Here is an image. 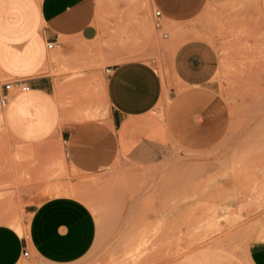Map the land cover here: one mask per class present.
Instances as JSON below:
<instances>
[{
  "label": "rangeland",
  "instance_id": "obj_1",
  "mask_svg": "<svg viewBox=\"0 0 264 264\" xmlns=\"http://www.w3.org/2000/svg\"><path fill=\"white\" fill-rule=\"evenodd\" d=\"M95 2L100 50L97 52L93 44L92 49L71 60L53 58L57 67L52 72L61 80L66 104H70L69 98L82 101L75 118L102 121L104 114L97 113L103 106V69L106 64L130 59L153 64L165 80L162 111L170 103V88L180 89L171 79L172 54L183 41L201 38L218 56L217 70L203 88L209 94L203 106L209 104L217 115L216 140L207 150L199 151L171 142L148 166L128 164L132 161L115 156L102 176L69 175L62 141L50 144L42 154L17 143L6 132L4 107L0 105V224L8 225L2 219L13 217L21 222V231L24 229L28 215L23 212L22 196L41 201L67 191L82 194L81 200L95 217L97 232L91 249L71 264H122L124 258L140 255L126 252L128 235H122L124 216L132 211L162 216L184 206L189 216L199 213L196 223L189 224V234L167 236L163 242L167 250L160 251L158 260L141 262L148 253L143 252L137 264L170 262L172 256L195 245L209 244L213 234L222 229L214 221L222 220L230 228L246 222L248 233L264 226L262 221L253 222L256 212L264 211V0ZM166 2L170 8L164 6ZM92 69L98 71L85 79V72ZM5 81L0 78V85ZM73 88L78 89L71 91ZM62 177L76 180L47 185ZM182 179L190 181L186 184ZM219 183L224 185L219 194L227 196V204L206 198ZM186 190L189 199L184 196ZM144 195L147 201L139 202ZM197 195L199 203L186 202ZM231 200L235 208H231ZM18 264L43 263L30 254Z\"/></svg>",
  "mask_w": 264,
  "mask_h": 264
},
{
  "label": "crops",
  "instance_id": "obj_2",
  "mask_svg": "<svg viewBox=\"0 0 264 264\" xmlns=\"http://www.w3.org/2000/svg\"><path fill=\"white\" fill-rule=\"evenodd\" d=\"M164 6L169 7L168 2ZM95 15V0H0V78L21 80L29 86L28 91L12 93L4 106L8 135L40 154L61 140L69 175L102 176L115 156L131 160L128 164L148 166L171 142L190 150H207L216 140L217 115L209 104L203 106L209 97L203 88L217 70L218 56L201 38L183 41L172 54L171 79L180 89L170 88V103L162 111L165 80L153 64L130 59L106 64L103 69V106L97 113L104 114L102 121L75 118L82 101L69 98L66 104L61 80L52 72L57 67L53 58L71 60L93 44L100 50ZM97 71H86L85 79ZM2 84L0 93L4 92ZM190 165L194 166L182 164ZM68 180L72 184L76 178L52 179L47 185L67 184ZM221 187L215 184L206 198L227 204V196L219 194ZM81 195L67 191L41 201L22 196L28 221L22 231L0 224V264H18L24 252L28 254L25 259L32 254L43 264H71L82 258L95 242L97 224ZM184 196L189 199V190ZM199 197L186 202L199 203ZM142 198L139 202L147 201V196ZM229 204L235 208L233 200ZM198 214L189 216L184 206L162 216L127 212L122 231L128 235L126 252L141 254L124 258L122 264H137L143 252L148 253L141 262L158 260L160 251L167 250L163 243L167 236L189 234V224L196 223ZM259 221L264 222V211L256 212L253 222ZM214 222L222 229L209 244L195 245L172 256L170 262L150 264H264V226L248 233L246 222L234 228L222 220Z\"/></svg>",
  "mask_w": 264,
  "mask_h": 264
},
{
  "label": "built area",
  "instance_id": "obj_3",
  "mask_svg": "<svg viewBox=\"0 0 264 264\" xmlns=\"http://www.w3.org/2000/svg\"><path fill=\"white\" fill-rule=\"evenodd\" d=\"M155 15L157 16V19H160V12L156 11ZM156 27H160V23L156 22L155 23ZM52 44L48 43V47H51ZM107 73L109 72V69L105 70ZM4 92L0 94V105L1 106H6L8 103L9 97L11 96L12 93L14 92H24L29 90V86L24 83L21 80L13 81V80H7L3 82L2 84ZM24 257L27 258L28 254L24 252Z\"/></svg>",
  "mask_w": 264,
  "mask_h": 264
},
{
  "label": "bare ground",
  "instance_id": "obj_4",
  "mask_svg": "<svg viewBox=\"0 0 264 264\" xmlns=\"http://www.w3.org/2000/svg\"><path fill=\"white\" fill-rule=\"evenodd\" d=\"M8 223V225H11L15 229L21 231V222L17 218L13 217H6L5 219H2Z\"/></svg>",
  "mask_w": 264,
  "mask_h": 264
}]
</instances>
